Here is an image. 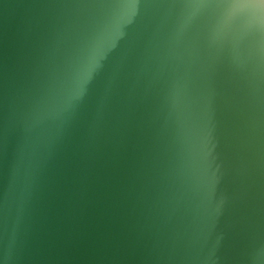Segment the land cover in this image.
I'll use <instances>...</instances> for the list:
<instances>
[{
	"label": "water",
	"instance_id": "1",
	"mask_svg": "<svg viewBox=\"0 0 264 264\" xmlns=\"http://www.w3.org/2000/svg\"><path fill=\"white\" fill-rule=\"evenodd\" d=\"M0 264H264V0H0Z\"/></svg>",
	"mask_w": 264,
	"mask_h": 264
}]
</instances>
